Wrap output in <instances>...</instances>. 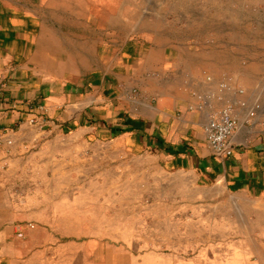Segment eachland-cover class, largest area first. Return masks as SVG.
Masks as SVG:
<instances>
[{"label": "crops", "instance_id": "obj_1", "mask_svg": "<svg viewBox=\"0 0 264 264\" xmlns=\"http://www.w3.org/2000/svg\"><path fill=\"white\" fill-rule=\"evenodd\" d=\"M100 2L0 0V264H264V126L214 158L185 82L217 69ZM137 183L182 220L127 222Z\"/></svg>", "mask_w": 264, "mask_h": 264}, {"label": "rangeland", "instance_id": "obj_2", "mask_svg": "<svg viewBox=\"0 0 264 264\" xmlns=\"http://www.w3.org/2000/svg\"><path fill=\"white\" fill-rule=\"evenodd\" d=\"M93 8L97 14L123 15L119 25L126 39L157 34L174 44L200 49L207 67L217 69V76L203 73L217 78L235 79L251 63L264 65V0H103ZM136 185L126 203L138 210L129 214L127 222L148 223L157 210L156 220L170 216V221L182 220L145 194L148 185Z\"/></svg>", "mask_w": 264, "mask_h": 264}, {"label": "built area", "instance_id": "obj_3", "mask_svg": "<svg viewBox=\"0 0 264 264\" xmlns=\"http://www.w3.org/2000/svg\"><path fill=\"white\" fill-rule=\"evenodd\" d=\"M185 87L191 99L188 110L202 117L207 147L216 159L232 157L238 146L235 136L241 128L252 131L255 126H264L261 119L263 106L258 101L250 104L244 100L245 90L230 77L215 78L202 73L199 80L186 81ZM136 92L132 95H137ZM36 124L35 119L29 121V125ZM7 144L10 146L12 142L7 141ZM28 227L33 228V225ZM17 237H22V233L19 232Z\"/></svg>", "mask_w": 264, "mask_h": 264}]
</instances>
